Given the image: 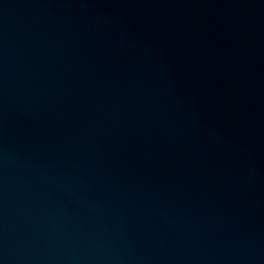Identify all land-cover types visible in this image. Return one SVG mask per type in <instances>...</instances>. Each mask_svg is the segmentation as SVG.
I'll list each match as a JSON object with an SVG mask.
<instances>
[{"label": "water", "instance_id": "obj_1", "mask_svg": "<svg viewBox=\"0 0 264 264\" xmlns=\"http://www.w3.org/2000/svg\"><path fill=\"white\" fill-rule=\"evenodd\" d=\"M0 264H264V0H0Z\"/></svg>", "mask_w": 264, "mask_h": 264}]
</instances>
